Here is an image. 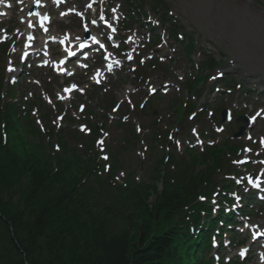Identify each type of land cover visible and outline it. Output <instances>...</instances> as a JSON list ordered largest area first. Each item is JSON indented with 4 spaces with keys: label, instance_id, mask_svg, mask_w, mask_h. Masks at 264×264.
Listing matches in <instances>:
<instances>
[{
    "label": "trees",
    "instance_id": "1",
    "mask_svg": "<svg viewBox=\"0 0 264 264\" xmlns=\"http://www.w3.org/2000/svg\"><path fill=\"white\" fill-rule=\"evenodd\" d=\"M225 147L157 171L160 193L129 174L122 188L110 178L114 165L103 178L96 154L48 151L0 110V264H208L179 254L190 207L223 168Z\"/></svg>",
    "mask_w": 264,
    "mask_h": 264
},
{
    "label": "rangeland",
    "instance_id": "2",
    "mask_svg": "<svg viewBox=\"0 0 264 264\" xmlns=\"http://www.w3.org/2000/svg\"><path fill=\"white\" fill-rule=\"evenodd\" d=\"M171 5L172 15L180 20L185 31L192 32L193 39L198 43L197 46L200 47L203 51L214 54V56L220 61L223 62L220 69L226 74L233 77L235 80L241 81L242 78L246 81V76L244 73L239 72L234 73L230 69V65H239L237 60V55L239 53H244V58L241 60L242 63L249 65L255 68L258 71H253L262 77L264 80V0H254L256 4L260 5L261 8H249L251 5L250 0H167ZM233 4H239L244 8H231ZM249 5V6H248ZM215 8V10H213ZM234 17L237 20V24L234 27V31L226 32L227 24L231 23L232 18ZM258 31V32H256ZM242 42V43H240ZM172 52H167V54H171ZM262 54V55H258ZM221 54H224V58L221 57ZM174 58V56H173ZM193 63H198L200 60L197 57H193ZM180 62V61H179ZM233 62L232 64H230ZM238 62V63H237ZM175 68V76L176 78H166L165 80H170L176 86L178 85V77H182L183 79L189 77V65L186 63H178L177 59L174 64ZM217 70L212 72L215 73ZM192 72V71H191ZM42 76V83L46 81V77ZM130 77H126L125 84L128 85ZM151 84L155 82H162L163 78L158 79L153 75L150 76ZM245 81L242 83L243 88L249 89L245 87ZM211 84H206L201 89V98L206 95L208 89H210ZM250 86L253 88V92L255 95H260L264 92L261 91V88H256L252 84ZM115 89H118V86H114L111 88V93L116 95L117 99H120L123 93V89L119 90L120 95L117 96L115 93ZM251 90V89H250ZM252 91V90H251ZM213 92V91H212ZM25 94V93H24ZM189 95V94H188ZM212 94L209 97V100H213ZM186 94L180 93L175 87L169 88V93H167L161 101L154 104V112L155 117H151L150 114L148 117L143 118L140 112L135 111L134 116H137V122L134 121L133 118L126 119L125 122L128 125L132 126L134 123H140L143 128L146 127L147 123L150 122L153 118H162L161 120L164 122L162 124V128L165 129L167 125H174V120L176 118L175 108L178 103L183 102ZM209 96V95H208ZM100 97V95H99ZM238 94L231 95L230 98H227L229 102L225 104V98L219 96V100L225 104L226 107L231 108V104L236 102L238 106L241 107V102L244 99L237 100ZM116 100V99H115ZM204 100V98L202 99ZM89 104V103H87ZM264 106V104H263ZM90 107L94 110L93 114L100 118L101 108L103 109L105 105H103L100 101L94 100L91 102ZM126 107V106H125ZM128 111L129 108L127 107ZM255 110V109H254ZM131 112V110H130ZM238 113V111H235ZM133 114V113H132ZM86 118L79 114V116L75 117V121L77 124L72 125L71 129H74L76 126H84V121ZM181 124V123H180ZM260 126H264V122L259 123ZM65 125L63 124V127ZM76 129V128H75ZM108 132H110V140L108 142L107 147L110 150L116 149L117 147L122 145V136L124 133L119 131L117 128L113 126V124L107 125ZM188 127L181 124L177 126V132L174 133L179 139L181 144H186V140L189 139ZM227 129L225 132L220 135V139H223L227 134ZM135 130V129H134ZM258 131V128L255 132ZM264 134V129H263ZM245 143V141L243 140ZM249 144V143H248ZM171 143V147H172ZM134 150L137 148H133ZM130 154L126 153L124 158H126V166L125 169L131 170L134 172L137 178L145 177V171L149 168L150 164L153 161V157L149 154H146V160H139L140 164L138 165V157L135 152ZM156 151H153V154ZM138 158V159H137ZM141 158V156H140ZM121 161L123 160V153L120 156ZM149 160L148 163L146 161Z\"/></svg>",
    "mask_w": 264,
    "mask_h": 264
},
{
    "label": "snow or ice",
    "instance_id": "3",
    "mask_svg": "<svg viewBox=\"0 0 264 264\" xmlns=\"http://www.w3.org/2000/svg\"><path fill=\"white\" fill-rule=\"evenodd\" d=\"M89 7H90V5H89ZM66 13H62L61 15H65ZM44 20H48L49 18L47 17V16H45L44 18H43ZM101 19H103V17H101ZM93 23H95V21H93ZM113 31H115V29H113ZM76 86L74 85L73 86V88H75ZM101 143H103L102 141H101ZM105 159H107V157H105Z\"/></svg>",
    "mask_w": 264,
    "mask_h": 264
}]
</instances>
